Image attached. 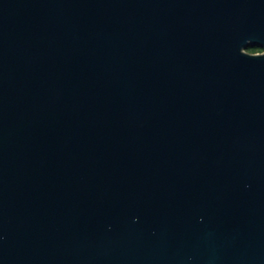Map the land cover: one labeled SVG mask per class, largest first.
Listing matches in <instances>:
<instances>
[{
  "label": "water",
  "instance_id": "obj_1",
  "mask_svg": "<svg viewBox=\"0 0 264 264\" xmlns=\"http://www.w3.org/2000/svg\"><path fill=\"white\" fill-rule=\"evenodd\" d=\"M0 264H264V0H0Z\"/></svg>",
  "mask_w": 264,
  "mask_h": 264
},
{
  "label": "trees",
  "instance_id": "obj_2",
  "mask_svg": "<svg viewBox=\"0 0 264 264\" xmlns=\"http://www.w3.org/2000/svg\"><path fill=\"white\" fill-rule=\"evenodd\" d=\"M247 50L250 51V52H257V51H261L262 48L259 47V46H249V47L247 48Z\"/></svg>",
  "mask_w": 264,
  "mask_h": 264
},
{
  "label": "flooded vegetation",
  "instance_id": "obj_3",
  "mask_svg": "<svg viewBox=\"0 0 264 264\" xmlns=\"http://www.w3.org/2000/svg\"><path fill=\"white\" fill-rule=\"evenodd\" d=\"M262 51V50H261ZM261 51H257V52H261Z\"/></svg>",
  "mask_w": 264,
  "mask_h": 264
}]
</instances>
